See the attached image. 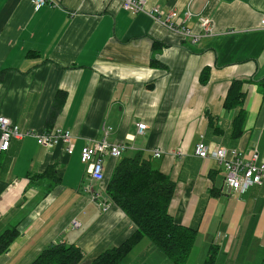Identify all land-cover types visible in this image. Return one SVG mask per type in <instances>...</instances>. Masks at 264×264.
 Wrapping results in <instances>:
<instances>
[{
  "label": "crops",
  "instance_id": "0c3cea01",
  "mask_svg": "<svg viewBox=\"0 0 264 264\" xmlns=\"http://www.w3.org/2000/svg\"><path fill=\"white\" fill-rule=\"evenodd\" d=\"M145 4L171 11L175 29L125 10L121 0H47L38 9L31 0H0V116L20 131L72 134L70 153L66 144L47 150L32 136L12 138L0 151V233L19 231L0 264H29L55 243L79 247V264H89L121 245L136 225L105 187L119 159L136 151L174 182L173 220L196 230L185 264H202L211 252L213 264H264V178L233 190L214 159L194 154L202 139L245 157L256 149L264 163V0ZM201 17L213 21L211 34L202 33ZM233 80L243 81L239 136V108L224 106ZM103 137L125 149L104 157V179L96 182L80 151ZM121 264L172 261L143 237Z\"/></svg>",
  "mask_w": 264,
  "mask_h": 264
},
{
  "label": "trees",
  "instance_id": "16d2710c",
  "mask_svg": "<svg viewBox=\"0 0 264 264\" xmlns=\"http://www.w3.org/2000/svg\"><path fill=\"white\" fill-rule=\"evenodd\" d=\"M205 74L206 69L201 80H204ZM242 82L233 80L224 99L225 108H239L233 118L237 136L245 118V111L240 106L244 95L241 92ZM46 172L51 174L53 167H48ZM173 191L174 182L152 167L148 154L136 151L131 156L121 157L107 181L105 193L133 221L136 230L121 245L105 250L89 264H121L143 237L149 238L172 264H185L196 230L176 223L168 213ZM18 233L15 225L0 233V253L8 249ZM213 258L214 253L211 252L202 264H213ZM81 259L79 247L55 243L42 249L29 264H79Z\"/></svg>",
  "mask_w": 264,
  "mask_h": 264
},
{
  "label": "built area",
  "instance_id": "2783aa9c",
  "mask_svg": "<svg viewBox=\"0 0 264 264\" xmlns=\"http://www.w3.org/2000/svg\"><path fill=\"white\" fill-rule=\"evenodd\" d=\"M34 9H38L47 3V0H31ZM122 7L132 13L147 12L152 18L171 29H175L172 21L173 13H163L158 6L150 9L146 8L145 0H121ZM264 27V17L260 20ZM199 25L204 35H209L213 31V21L207 17L199 18ZM186 35L190 34V30L183 28ZM198 38L199 35H193ZM146 124L138 122L136 124L137 134H143ZM24 136H32L36 143L45 149H51L59 144H66L65 150L70 153L71 131L62 129L61 127H53L51 130H43L36 132L34 130L20 131L18 126L11 122L8 118L0 116V151H6L12 138H21ZM125 149L124 144L110 143L103 137L95 141L93 146L85 145L80 151V161L85 165L88 177L92 181L102 182L104 179V157L106 155L119 158ZM160 149H155L154 157L160 156ZM194 154L199 158L214 159L223 170L224 182L233 190L239 192L245 191L254 184H261L264 178V163L259 162V154L256 149H252L249 156H243L240 151L235 148H225L223 146H209L202 139L198 140L194 145ZM103 203V209L107 206ZM73 226H78V222L73 220Z\"/></svg>",
  "mask_w": 264,
  "mask_h": 264
},
{
  "label": "rangeland",
  "instance_id": "374dc122",
  "mask_svg": "<svg viewBox=\"0 0 264 264\" xmlns=\"http://www.w3.org/2000/svg\"><path fill=\"white\" fill-rule=\"evenodd\" d=\"M186 263V262H185Z\"/></svg>",
  "mask_w": 264,
  "mask_h": 264
}]
</instances>
